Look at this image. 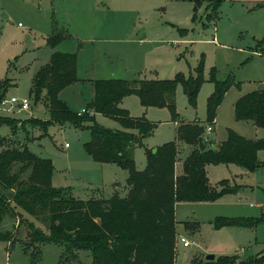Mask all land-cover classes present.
<instances>
[{"label":"rangeland","instance_id":"obj_1","mask_svg":"<svg viewBox=\"0 0 264 264\" xmlns=\"http://www.w3.org/2000/svg\"><path fill=\"white\" fill-rule=\"evenodd\" d=\"M198 1L199 6L194 8L193 0H0V89L4 90L0 116L15 118L18 126L34 116L48 118L44 101L34 105L29 91L32 79L49 63L53 50L77 54L80 80L59 93L73 109L90 101V79L164 80L177 73L184 79L195 78L202 60L203 80L195 85V107L188 100L190 85L185 87L182 82L175 88L173 111L166 106L145 107L135 94L122 98L120 106L131 116L144 115L156 124L142 145L133 147L136 169L145 167V148L173 140L177 146L175 173L182 172L181 162L190 146L175 138V125L195 118L205 121L206 100L214 88L209 80L213 67L218 80L230 76L234 83L216 108L208 141L201 142L215 148L226 138L228 129L249 139L264 137V128L255 129L251 122L234 116L237 98L264 86V41H260L264 35V0H222L216 10L212 9L215 0ZM54 20L71 38L51 48L47 36ZM11 97L19 101L27 98L28 107L21 109L18 102H9ZM94 117L106 128L123 129L106 115L96 113ZM15 134L8 125H0V138H8L3 147L26 145L35 155L52 161L53 186L75 190L73 196L81 200L96 195L87 189V183L93 180L99 182L100 192H95L100 196L127 194V171L113 163H93L86 153L84 143L90 139L87 128L52 123L42 131L26 123ZM259 152L258 160L264 163V150ZM222 164L206 165L210 184L220 190V181L226 180L237 190L225 192L215 201L176 206L174 264H190L192 257L202 260L206 254H235L240 258L264 254V165L250 172L233 163ZM104 166L109 168L105 172ZM17 214L6 215L0 225V233L7 238L0 240V264H91L88 251L71 247L65 251V246L53 243L38 245L40 257L31 261L30 254L35 250L27 247V223L33 221L48 233L46 222L35 220L19 208ZM218 217H252L259 221L256 225L217 228L214 220ZM188 222H195L196 228L185 230L183 224ZM182 235L190 241L189 246L180 242Z\"/></svg>","mask_w":264,"mask_h":264},{"label":"trees","instance_id":"obj_2","mask_svg":"<svg viewBox=\"0 0 264 264\" xmlns=\"http://www.w3.org/2000/svg\"><path fill=\"white\" fill-rule=\"evenodd\" d=\"M222 0H215L212 9L216 10ZM194 8L199 6L193 0ZM71 35L55 20L52 23L47 42L51 48ZM260 41H264V35ZM76 52L53 50L50 61L32 79L29 94L33 102L44 101L48 118L32 117L17 120L0 116V125H8L12 135L24 129L26 123L45 131L52 123H69L74 127L87 128L90 139L84 143L86 153L95 162L113 163L128 173L125 196L117 192L109 197L91 196L81 200L71 194L68 187H56L51 183L54 167L52 161L30 151L26 145L3 147L8 138L1 137L0 145V225L6 215L17 214V209L31 215L35 220L46 222L48 233L29 221V241L27 247L35 252L30 260L40 257L38 245L53 243L86 250L90 253L91 264H174L175 263V204L177 202L215 201L225 192L237 190L220 181L221 189L212 186L206 176L208 164H236L246 171H255L262 165L257 157L264 150V137L249 139L231 129L226 138L217 146L202 143L205 126L214 124L216 108L225 92L234 83L228 76L223 80L215 77L211 69L209 80L214 88L206 100V118L200 121H180L175 125V138L189 146L191 150L182 161V173L175 174L177 146L168 141L153 148H145L146 164L137 170L133 157L134 145H142L143 138L149 136L156 124L144 115L131 116L120 106L122 98L128 94L139 97L145 106L169 107L174 110V96L177 83L185 87L202 82L203 62L197 66V76L184 79L177 73L172 79H93V97L81 113L72 110L59 97L66 86L78 82L76 73ZM195 92L188 100L195 107ZM4 90L0 89V99ZM95 113L114 119L122 130L106 128L95 120ZM173 112V121L175 120ZM236 120L249 121L257 128H264V86L241 95L234 103ZM27 173L26 176H23ZM226 185V186H225ZM21 219V216H20ZM23 221H26L25 219ZM259 218L218 217L214 220L217 228L222 226L256 225ZM195 222L186 223L190 230ZM0 240L6 235L0 233ZM15 240V239H14ZM75 258V257H72ZM262 264L264 254L240 258L238 255H223L214 260L190 259V264Z\"/></svg>","mask_w":264,"mask_h":264},{"label":"crops","instance_id":"obj_3","mask_svg":"<svg viewBox=\"0 0 264 264\" xmlns=\"http://www.w3.org/2000/svg\"><path fill=\"white\" fill-rule=\"evenodd\" d=\"M91 80H93V79H90V82H91V86H92V88H93V85H92V81ZM93 97V92H92V95H91V97H90V99ZM66 102V101H65ZM67 103V105L72 109V110H75L76 112H78V113H81L83 110H84V106L85 105H83V106H81L79 109H73V107L71 106V104L69 103V102H66ZM37 104V102L36 103H34V105H36ZM36 107V106H35ZM34 107V108H35ZM44 107H45V104H44ZM45 110H46V112H47V109H46V107H45ZM96 114V113H95ZM34 115V114H33ZM27 117H28V115H27ZM35 117V116H34ZM241 121V120H240ZM253 125V124H252ZM254 126V125H253ZM255 127V126H254ZM255 129H258L257 127H255ZM254 134L256 135L257 134V132L255 131L254 132ZM246 137V136H245ZM256 138V137H255ZM251 139H253V138H251ZM190 150H191V146H190ZM189 150V151H190ZM189 151L187 152V154L189 153ZM259 151H258V155H259ZM186 154V155H187ZM185 155V156H186ZM89 156V155H88ZM90 157V156H89ZM90 159L92 160V158L90 157ZM88 163H90L88 160H86ZM93 161V163H96L94 160H92ZM183 161V160H182ZM182 163V162H181ZM231 164V163H230ZM223 165V164H222ZM226 165H228V164H226ZM176 167V166H175ZM109 168L107 167V166H104L103 168H102V171L103 172H105V171H107ZM205 169H206V167H205ZM182 173V172H181ZM181 173H179V174H181ZM176 175H179L178 173H175ZM109 180H113V179H109ZM93 182V183H92ZM115 184H118L117 182H115ZM87 189L89 190V192H90V190L92 191L91 192V194L93 193V194H96V195H92V196H100V195H98L99 193L98 192H95V191H99L100 192V185H99V182L98 181H95V180H93V181H91V182H89V183H87ZM77 189H80V188H77ZM75 191V190H74ZM74 191H72L71 190V194L73 195V193L72 192H74ZM206 202V201H205ZM180 203H186V202H177L176 204H175V208H176V206H178ZM191 203V202H190ZM194 203H197V202H194ZM183 227H184V229L185 230H187V227H186V225L185 224H183ZM183 236V235H182ZM186 238V237H185Z\"/></svg>","mask_w":264,"mask_h":264},{"label":"built area","instance_id":"obj_4","mask_svg":"<svg viewBox=\"0 0 264 264\" xmlns=\"http://www.w3.org/2000/svg\"><path fill=\"white\" fill-rule=\"evenodd\" d=\"M9 102H14V103L18 102L19 105L21 106L20 107L21 109H26L28 107V105H29V101H28L27 98H23L22 100L19 101L17 98L11 97L9 99ZM211 131H212L211 125L207 124L205 126V131H204V134H203L202 141H205V142L208 141V135L211 133ZM65 145H67V143H65ZM179 240H180V242L182 243V245L184 247H187V246L190 245V241L188 239H186L184 236L179 237Z\"/></svg>","mask_w":264,"mask_h":264},{"label":"water","instance_id":"obj_5","mask_svg":"<svg viewBox=\"0 0 264 264\" xmlns=\"http://www.w3.org/2000/svg\"><path fill=\"white\" fill-rule=\"evenodd\" d=\"M196 90V86L195 85H190L188 88V92L189 94L193 93ZM215 255L214 254H206L204 256V260H214Z\"/></svg>","mask_w":264,"mask_h":264}]
</instances>
